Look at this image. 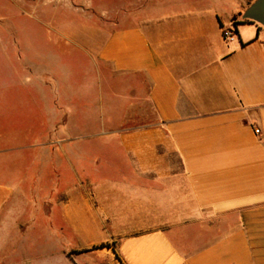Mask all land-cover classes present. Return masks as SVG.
I'll list each match as a JSON object with an SVG mask.
<instances>
[{"label": "crops", "instance_id": "crops-1", "mask_svg": "<svg viewBox=\"0 0 264 264\" xmlns=\"http://www.w3.org/2000/svg\"><path fill=\"white\" fill-rule=\"evenodd\" d=\"M16 2L23 14L84 15L106 31L98 61L117 79V97L127 85L131 114L128 129L80 135L74 146L68 92L38 89L48 127L35 142L69 165L64 233L99 239L3 250L32 222H23V178L0 179V264H264V27L223 37L249 0ZM12 73L1 106L23 97L17 65ZM17 117L1 114L0 127ZM19 139L13 129L0 136L2 172L41 159L13 155L32 142Z\"/></svg>", "mask_w": 264, "mask_h": 264}, {"label": "rangeland", "instance_id": "rangeland-1", "mask_svg": "<svg viewBox=\"0 0 264 264\" xmlns=\"http://www.w3.org/2000/svg\"><path fill=\"white\" fill-rule=\"evenodd\" d=\"M254 1L249 0V6ZM86 19L77 14H23L16 0H0V121L1 114L4 118L18 114L15 125L0 127V136L13 129L19 140L31 137L32 142L18 144L17 153L12 152L15 156L42 155L38 161L32 157L24 160V166L14 163L9 167L5 163L4 171L0 170V179L23 178L25 209H28L23 222H32V227L24 226L19 239L8 238L3 250H73L99 239L65 235L60 208L65 168L69 165L62 157L53 161L43 155L42 143L35 142L42 140L47 126L48 120L42 116L46 108L42 94L47 96L50 89L68 92L71 98L74 146L79 145L80 135H108L112 129H128L131 114L128 87L121 86L124 94L120 98L116 96L120 88L117 79H113L108 65L98 61L107 32ZM237 20L242 21V14ZM249 26L253 23H233L231 29L238 38L237 29ZM16 65L23 97L7 107L1 106L5 96L2 85L5 78L10 84V74L13 75ZM39 88L42 94H37ZM53 145L60 149L65 144ZM56 151L59 154L60 150Z\"/></svg>", "mask_w": 264, "mask_h": 264}, {"label": "water", "instance_id": "water-1", "mask_svg": "<svg viewBox=\"0 0 264 264\" xmlns=\"http://www.w3.org/2000/svg\"><path fill=\"white\" fill-rule=\"evenodd\" d=\"M242 20L264 27V0L254 1L242 14Z\"/></svg>", "mask_w": 264, "mask_h": 264}, {"label": "built area", "instance_id": "built-area-1", "mask_svg": "<svg viewBox=\"0 0 264 264\" xmlns=\"http://www.w3.org/2000/svg\"><path fill=\"white\" fill-rule=\"evenodd\" d=\"M223 37L227 42H230L236 38L235 31L231 28L224 29L223 30ZM256 132L259 134L260 130H257Z\"/></svg>", "mask_w": 264, "mask_h": 264}, {"label": "trees", "instance_id": "trees-1", "mask_svg": "<svg viewBox=\"0 0 264 264\" xmlns=\"http://www.w3.org/2000/svg\"><path fill=\"white\" fill-rule=\"evenodd\" d=\"M239 16H241V14H239ZM237 17H238V16L234 17V19H233L235 25H237V24H239V23H253V22H251V21H244V20H242V21H237ZM253 24H254V23H253ZM101 249H103V247H101Z\"/></svg>", "mask_w": 264, "mask_h": 264}]
</instances>
